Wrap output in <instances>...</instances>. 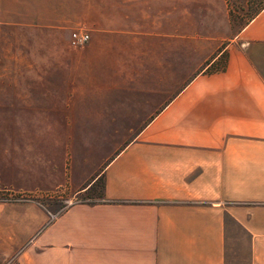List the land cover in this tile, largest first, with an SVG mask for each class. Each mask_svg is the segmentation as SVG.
Returning a JSON list of instances; mask_svg holds the SVG:
<instances>
[{"label": "crops", "instance_id": "1", "mask_svg": "<svg viewBox=\"0 0 264 264\" xmlns=\"http://www.w3.org/2000/svg\"><path fill=\"white\" fill-rule=\"evenodd\" d=\"M230 9L0 0V264H264V4Z\"/></svg>", "mask_w": 264, "mask_h": 264}, {"label": "rangeland", "instance_id": "2", "mask_svg": "<svg viewBox=\"0 0 264 264\" xmlns=\"http://www.w3.org/2000/svg\"><path fill=\"white\" fill-rule=\"evenodd\" d=\"M227 1L231 6V9H230L231 17L236 22L245 21L249 16L255 13L264 4V0H227ZM79 29L81 28H73L70 31V34L71 32L75 30H79ZM70 34H69V44H70ZM82 45H79V46H82ZM79 46H74V47H79ZM98 193H99V183H96L95 187L92 188V190H89L88 192H86L85 195L83 194L80 197H77L76 200L74 201H94V199L98 198ZM48 194L49 195H46V196H42V197L38 196V197H33V198L37 199V201H39V203L42 206H45L46 208H52L53 209V211L51 212L52 214L57 213L64 205H66L65 203L62 202V200L64 199L63 193L55 191V192H51ZM25 198L27 197L23 195L20 198V200H23ZM241 248L242 250H246L247 248L246 244L243 243L241 245ZM233 253H234V247L228 244L227 255L232 256ZM236 262H237L236 260L233 261L234 264H237Z\"/></svg>", "mask_w": 264, "mask_h": 264}, {"label": "built area", "instance_id": "3", "mask_svg": "<svg viewBox=\"0 0 264 264\" xmlns=\"http://www.w3.org/2000/svg\"><path fill=\"white\" fill-rule=\"evenodd\" d=\"M87 39H88V33L82 29L75 30V31L71 32V34H70V44L73 46L82 45L87 41ZM21 197H22L21 195L19 196L17 194H13L7 190L0 191V200L17 201V200H20ZM65 203H69V201H66ZM57 213H53V214L49 213V215H48L49 220L54 218V216Z\"/></svg>", "mask_w": 264, "mask_h": 264}, {"label": "trees", "instance_id": "4", "mask_svg": "<svg viewBox=\"0 0 264 264\" xmlns=\"http://www.w3.org/2000/svg\"><path fill=\"white\" fill-rule=\"evenodd\" d=\"M224 68H225V55L224 53H221L215 60L209 63V65L205 68V71L206 72H217V71H223ZM100 188L101 186H99L98 195H100Z\"/></svg>", "mask_w": 264, "mask_h": 264}]
</instances>
